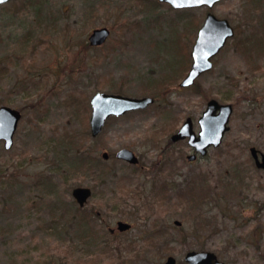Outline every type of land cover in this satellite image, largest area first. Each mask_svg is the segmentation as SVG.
<instances>
[{
	"label": "rangeland",
	"instance_id": "rangeland-1",
	"mask_svg": "<svg viewBox=\"0 0 264 264\" xmlns=\"http://www.w3.org/2000/svg\"><path fill=\"white\" fill-rule=\"evenodd\" d=\"M207 9H175L164 0L0 7V105L22 112L12 145L0 140V264H161L168 255L183 263L186 251L200 248L227 264H264V175L248 153L252 144L264 149V6L223 0L209 9L236 33L211 70L181 87ZM100 26L108 38L89 45ZM173 38L188 60L174 76L167 60ZM100 90L155 100L107 119L91 137L90 97ZM209 97L233 103L229 130L220 146L188 161L186 141L169 143V135L187 115L196 130ZM124 147L137 165L114 157ZM75 186L92 190L83 207L89 219L79 218L92 239L57 224L78 213ZM117 220L131 226L111 235Z\"/></svg>",
	"mask_w": 264,
	"mask_h": 264
},
{
	"label": "water",
	"instance_id": "water-1",
	"mask_svg": "<svg viewBox=\"0 0 264 264\" xmlns=\"http://www.w3.org/2000/svg\"><path fill=\"white\" fill-rule=\"evenodd\" d=\"M9 0H0V4ZM174 8L203 6L206 4L212 7L218 0H165ZM88 36V42L91 45L98 46L102 44L108 37L109 30L106 27H97L91 30ZM233 33L232 27L223 18H218L212 13H206L205 19L198 29L194 44L191 49L192 62L188 68L186 75L180 80L179 85L186 87L194 83L195 79L204 72H207L212 65V57L222 48L227 38ZM153 102V98L148 95L143 97L126 96L117 93H107L104 91L95 92L90 98L91 113L89 117V128L92 136H96L103 126L105 120L111 116H120L127 111L133 109H144ZM232 112L231 103H220L211 98L208 100L201 116L198 118L200 129L197 134L193 131L192 119L187 116L181 123V126L175 133L170 136L172 141L187 138V144L192 146L196 152L203 155L206 148L210 145L218 146L228 129V119ZM20 113L17 109L8 105H0V140L3 141L4 147L9 148L13 142V134L17 127ZM254 151V149L252 148ZM102 158L106 159L108 153L103 151ZM115 156L119 159H125L130 163L138 162L137 156L129 148H120L115 152ZM189 159H193L194 154H189ZM258 164L264 166V156ZM71 194L79 206H83L91 194V190L86 186H76L72 188ZM180 224L179 221H175ZM117 229L120 231L127 230L131 224L118 220L116 222ZM184 260L189 264H224L220 261L216 254L204 250H189L185 253ZM161 264H180L175 257L168 256Z\"/></svg>",
	"mask_w": 264,
	"mask_h": 264
},
{
	"label": "trees",
	"instance_id": "trees-1",
	"mask_svg": "<svg viewBox=\"0 0 264 264\" xmlns=\"http://www.w3.org/2000/svg\"><path fill=\"white\" fill-rule=\"evenodd\" d=\"M171 41H174V42H170V47L168 48V49H172V51H168L167 52V57H168V64H169V68H170V70H169V72L172 70V69H174V70H172L171 71V73L169 74V75H173L174 76V73H177L178 72V70L177 69H180V68H182V66L185 64V62H187L188 60H186L185 59V57H184V55L183 54H180V53H178L177 51H178V43L179 42H182L180 39H177V38H173ZM187 53V52H186ZM188 55H189V53H187ZM188 55H187V57H188ZM167 67V70H168V65L166 66ZM166 69L164 70V71H167ZM176 71V72H175ZM169 72H167V74L169 73ZM183 72V69H182V71H180L178 74H180V73H182ZM176 75V74H175ZM90 160H93L94 162H100L96 157H91L90 158ZM104 172V176H105V174L107 173V171H102V173ZM101 175L102 174H99V177H101ZM74 207H75V210H77V212L78 213H76V212H69L68 214H67V216L66 217H63V218H57L59 221H58V225H59V223H61L62 224V229H66L67 227H73V226H75V232H76V235H77V237L78 238H80L81 240L83 239V237H87L88 239H92L93 237H95L96 235L92 232V231H88V227H87V225L85 224V223H87L86 221L89 219V217H88V213L84 210V206L83 207H79L77 204L76 205H74ZM79 212L81 213V214H79ZM79 218H81V221H84V222H82L83 224L80 226L79 224H80V219ZM79 228L83 231V233L82 234H80V235H78L79 234ZM85 232H86V235H84L85 234ZM92 241H94V240H92ZM106 245H107V243H106ZM130 246V245H129ZM76 248V247H75ZM121 248L122 247H117L116 246V248H114V250L116 249V250H118V251H120L121 252ZM104 250H106L105 252H107V253H111V248H110V244L109 245H107V246H105V249ZM129 250H131V252H129V254H131V255H135V251H134V249H133V246H130V249ZM134 251V252H133ZM120 252H117L116 254H115V257L117 258V260H121L122 259V257H121V255H120ZM109 253V254H110ZM111 255V254H110ZM109 255V256H110ZM110 258H112V257H110ZM88 264H96V261H94V262H88Z\"/></svg>",
	"mask_w": 264,
	"mask_h": 264
},
{
	"label": "flooded vegetation",
	"instance_id": "flooded-vegetation-1",
	"mask_svg": "<svg viewBox=\"0 0 264 264\" xmlns=\"http://www.w3.org/2000/svg\"><path fill=\"white\" fill-rule=\"evenodd\" d=\"M12 1H14V0H9L8 2L10 3V2H12ZM221 1H223V0H218V1H216L215 3H214V5L215 4H217V3H219V2H221ZM8 2H5V3H2L1 5H0V7L2 6V5H4V4H7ZM261 4H263V6H264V0H261ZM213 5V6H214ZM204 6H206L208 9L205 11V16H206V13H208V12H210V13H212L213 15H215V16H217V14H214L212 11H210L209 9H211L212 7H208L206 4H204ZM204 6H199V7H204ZM188 8V7H187ZM218 18H223V19H225L227 22H228V24L232 27V30H233V33H232V36L231 37H229V38H227V40H229L230 38H232L233 36H234V34L236 33V29H235V27L230 23V21H229V19L226 17H219V16H217ZM204 19H205V17H204ZM204 19H203V21H204ZM203 21L201 22V24L203 23ZM201 24L199 25V27L197 28V30L201 27ZM197 30H196V33H197ZM196 35V34H195ZM196 38V37H195ZM227 40L225 41V43H224V45L226 44V42H227ZM194 41H195V39H194ZM194 41H193V43H191V46L194 44ZM223 45V46H224ZM215 57V56H214ZM213 59L214 58H212V66H213ZM210 70H211V68H210ZM209 71V70H208ZM196 82V81H195ZM195 82L191 85V86H193L194 84H195ZM154 98H155V96H153ZM212 97H209L206 101H205V105H204V107H203V109L201 110V112L204 110V108H205V106H206V104H207V102H208V100L209 99H211ZM216 100V99H215ZM217 101V100H216ZM218 102H220V103H228V102H221V101H218ZM231 103V105H232V108H233V103L232 102H230ZM19 111V110H18ZM200 112V114L198 115V117H197V119H196V124H197V129L195 130L194 129V124H193V120H192V124H193V131H194V133L195 134H197L198 133V131H199V129H200V125L198 124V118L201 116V113ZM233 112V111H232ZM19 113H20V119H21V117H22V112L21 111H19ZM232 114V113H231ZM231 117V116H230ZM230 117H229V119H230ZM20 119L18 120V123H19V121H20ZM229 121V120H228ZM18 123H17V126H18ZM16 129H17V127H16ZM229 130V122H228V129L224 132V135H225V133L227 132ZM16 131V130H15ZM177 130H175L174 132H172V133H175ZM171 133V134H172ZM170 134V135H171ZM169 135V139H168V142L169 143H175V142H178L179 140H185L186 141V145L191 149V151L189 152V154H194V158L193 159H189L190 161H194V160H196V159H200L201 157H204L206 154H207V152L209 151V149L212 147V148H216V147H218V146H220L221 145V142L219 143L220 145H218V146H213V145H210V147H207L206 148V152H205V154H203V155H201V154H199L198 152H196L195 151V149L192 147V146H189L188 144H187V138H185V139H177V141H172L171 140V136ZM224 135H223V137H224ZM223 137H222V139H223ZM222 139H221V141H222ZM252 148L254 149V151L252 150ZM134 153V152H133ZM248 153L250 154V159H251V162H252V165H254V167L255 168H257V169H259L260 171H262V173H263V175H264V166L263 165H260V164H258V162H261L262 161V157L264 156V149H261V148H259V147H257L255 144L253 145H249V147H248ZM189 154H187L186 155V158H187V160H188V155ZM134 155H136L135 153H134ZM137 156V155H136ZM109 157V156H108ZM108 157L106 158V159H108ZM106 159H104V160H106ZM117 160H119L118 158H117ZM188 160V161H189ZM121 162H126V161H122V160H120ZM139 162V161H138ZM138 162H135V164L133 165V166H135V165H137L138 164ZM127 164H129V165H132V164H130L129 162H126ZM118 221V220H117ZM116 221V222H117ZM176 220H174V222H175ZM129 223V222H128ZM176 223V222H175ZM130 224V223H129ZM115 225H116V223H115ZM115 230H118L117 229V225H116V228L115 227H109V232H110V234L111 235H114V234H116L117 233V231L115 232ZM119 231V230H118ZM119 232H125V231H119ZM193 250H196V251H204V250H208V249H206V248H204V249H193ZM192 250V251H193ZM189 251V250H188ZM208 251H210V250H208ZM187 252V251H186ZM185 252V253H186ZM212 252V251H211ZM184 253V254H185ZM214 253V252H213ZM216 254V256H217V258L220 260V261H222L224 264H227V263H225L223 260H221L219 257H218V255H217V253H215ZM168 256H172V255H168ZM167 256V257H168ZM185 256V255H184ZM166 257V258H167ZM176 259V258H175ZM178 263H180V264H189V263H187L185 260H184V257H183V263L182 262H178Z\"/></svg>",
	"mask_w": 264,
	"mask_h": 264
}]
</instances>
